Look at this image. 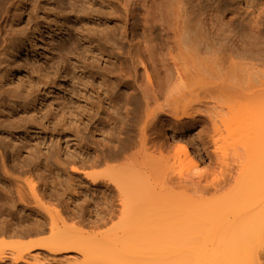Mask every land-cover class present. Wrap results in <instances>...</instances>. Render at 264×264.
I'll return each mask as SVG.
<instances>
[{
    "label": "bare ground",
    "instance_id": "6f19581e",
    "mask_svg": "<svg viewBox=\"0 0 264 264\" xmlns=\"http://www.w3.org/2000/svg\"><path fill=\"white\" fill-rule=\"evenodd\" d=\"M76 1L69 2L71 8L79 6ZM123 11L130 37L118 77L122 84L124 78L129 79L126 86L135 93L132 101L133 93L118 94H124L121 106L127 127L123 124L119 130L126 133L128 142L109 153L93 147L87 166L106 165L123 156L136 137L137 154L150 163L148 175L169 191L168 195L149 198L150 190L140 186L144 180L140 175L129 184L131 173H85L91 184L102 182L117 188L121 214L134 220L130 235L125 240L107 239L108 244L94 237H77L74 231L61 227L68 219L60 212L59 222L51 219L48 223L50 236L36 247L52 255L73 249L86 259L83 264H264V18L259 16L263 10L253 16L247 28L234 24L233 13L225 10L221 0H124ZM96 34L93 29L81 36L90 45L95 37L101 38ZM102 35L103 43L111 40L108 34ZM71 42L76 44L75 39ZM96 48L100 50L98 44ZM115 89L112 83L111 91ZM19 95L16 90L10 94ZM107 98L113 113L118 114V101L111 103ZM231 105L244 109L250 123L241 145L243 152L232 167L214 137L223 123L222 110L234 108ZM200 106L211 111L207 117L213 134L207 141L212 144L209 153L216 163L204 175L182 141H172L169 146L174 143L176 147L169 150L157 137H150L158 123L159 127L166 123L182 129L195 119L202 120L196 118ZM155 153L158 157L154 160ZM0 156L4 157L2 150ZM81 163L85 161L81 159ZM72 170L82 171L78 165ZM1 173L12 187L0 190L12 202L16 197L24 202L28 192L50 211L42 195L36 193L33 177L20 184L13 169L4 164ZM172 186L182 189L172 193ZM44 230L41 224L28 231ZM27 249L14 248L10 255L25 263L47 264L39 255L27 256ZM68 256L62 262L74 264L76 256Z\"/></svg>",
    "mask_w": 264,
    "mask_h": 264
},
{
    "label": "rangeland",
    "instance_id": "374dc122",
    "mask_svg": "<svg viewBox=\"0 0 264 264\" xmlns=\"http://www.w3.org/2000/svg\"><path fill=\"white\" fill-rule=\"evenodd\" d=\"M70 1L0 0V80L3 84L0 87V150L4 153V157L0 156V189L12 187L9 179L2 177L4 164L13 169L20 184L33 177L36 193L42 195L43 203L46 202L50 210L46 211L42 202L33 199L27 189L24 190L32 197L24 191L27 195H22L24 202L17 197L16 202H12L0 190V264H31L10 255L18 247L29 248L27 256L39 255L47 264H64L62 261L68 255L76 256L74 264L85 263L86 259L73 249H61L62 253L52 255L36 247L50 236L46 229L48 223L51 219L59 222L60 212L68 219L61 227L74 231L77 237H94L103 244L114 237L128 238L134 220L121 214L117 188L102 182L91 184L85 173L99 174L106 170L116 174L131 173L129 184L140 175L144 177L140 186L150 190L148 197L152 199L167 197L169 192L162 190L158 181L148 175L150 163L137 154L136 137L132 138L135 145L132 143L123 156L114 157L106 165L87 166L94 148L103 149L104 153L115 152L128 142L126 133L119 130L125 122V108L121 106L125 98L124 94H118L131 93L130 86H126L130 81L124 78L122 84L118 70L130 36L124 17V0H77L79 6L73 8ZM221 1L225 10L233 13L237 27L247 28L258 11L263 10L259 16L264 18V0ZM93 29L101 38L95 37L88 45L81 34ZM123 31H126L124 35ZM102 34H108L111 40L103 43ZM71 38L76 44H72ZM246 67H250V63ZM256 67L260 69L261 65ZM112 83L116 87L114 92ZM15 90L20 95L11 97ZM133 95L135 93L130 101ZM107 97L112 99L111 103L118 101V114L113 113ZM199 109L196 118L206 119V123L195 119L182 129L166 123L159 127L158 123L150 137H157L165 146L172 141H182L196 158L198 172L204 175L215 168L216 163L209 153L212 144L207 141L213 134L208 118L211 111L204 106ZM245 112L238 105L224 108L220 116L223 123L219 133L214 135L220 150L227 153L230 167L243 152L241 145L246 141V129L250 126ZM173 145L169 150L175 149ZM157 157L155 153L154 160ZM73 165H78L82 171H73ZM227 188L229 185L224 190ZM181 189L172 186L170 191L178 193ZM41 224L44 231H28ZM152 248L149 250H156Z\"/></svg>",
    "mask_w": 264,
    "mask_h": 264
}]
</instances>
